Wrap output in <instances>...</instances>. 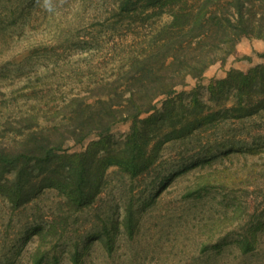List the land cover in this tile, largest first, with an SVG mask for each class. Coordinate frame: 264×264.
<instances>
[{
    "label": "rangeland",
    "instance_id": "obj_1",
    "mask_svg": "<svg viewBox=\"0 0 264 264\" xmlns=\"http://www.w3.org/2000/svg\"><path fill=\"white\" fill-rule=\"evenodd\" d=\"M188 1L196 9L203 0ZM112 7V0H0V149L18 150L29 131L62 121L73 96L112 82L123 58L172 19L152 15L117 32ZM259 64L264 42L242 38L234 56L210 66L200 80L187 78L177 93L186 103L196 93L224 114L235 99L216 105L209 85L232 68L246 72ZM217 123L167 141L144 176L109 167L95 206L69 213L57 236L35 231H46L53 214L67 212L56 190L45 189L19 208L0 195V264H33L39 249L48 253L44 264H264V111ZM130 127L114 125L112 141L122 145ZM95 139L69 140L64 148L84 151ZM128 205L135 212L131 232L122 223ZM105 213L121 222L113 252L100 240L87 242ZM76 249L81 256L74 262Z\"/></svg>",
    "mask_w": 264,
    "mask_h": 264
},
{
    "label": "trees",
    "instance_id": "obj_2",
    "mask_svg": "<svg viewBox=\"0 0 264 264\" xmlns=\"http://www.w3.org/2000/svg\"><path fill=\"white\" fill-rule=\"evenodd\" d=\"M112 6L117 32L126 25L127 29L137 22L142 25L152 15L167 13L172 19L147 37L146 46L123 58L112 82L101 81L85 95L73 96L63 106L68 113L62 121L39 131H29L28 125L29 134H23L26 139L18 150L0 149V195L11 204L24 207L45 189L63 197L67 212L53 214L46 231L35 227L36 233L46 232L47 237L57 236L58 226H67L69 213L95 206L109 167L118 166L130 178L144 176L158 162L159 148L167 141L186 138L210 123L218 124L221 118L242 120L264 111V64L246 72L232 68L224 79L209 85L216 105L231 96L235 99L231 107H223L224 114L202 103L196 93L188 103L177 93L187 78L200 80L210 66L234 56L242 38L264 42V0H203L196 9L188 0H112ZM124 122L131 123L130 131L125 142L117 145L111 129ZM91 136L96 139L84 151L64 148L66 141L84 144ZM252 173L247 174L246 185L252 184L248 181ZM162 177L161 181L167 179ZM236 177L232 180L238 182ZM105 214L87 242L100 240L113 252V231L121 222L115 221L114 214ZM134 215L128 205L122 223L129 232ZM47 254L39 249L33 264H44ZM80 256L76 249L74 262Z\"/></svg>",
    "mask_w": 264,
    "mask_h": 264
}]
</instances>
